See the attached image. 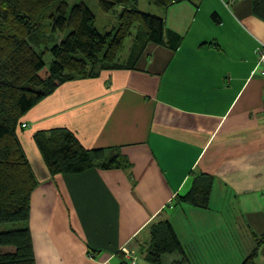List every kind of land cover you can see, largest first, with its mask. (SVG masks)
Here are the masks:
<instances>
[{
	"label": "crops",
	"instance_id": "0c3cea01",
	"mask_svg": "<svg viewBox=\"0 0 264 264\" xmlns=\"http://www.w3.org/2000/svg\"><path fill=\"white\" fill-rule=\"evenodd\" d=\"M164 12L156 16L181 37L175 49L136 44L140 31L131 32L115 68L64 82L22 117L39 175L28 220L35 264H130L123 248L150 264L159 219L171 222L184 264H241L254 234L264 238V14L253 0H172ZM51 128L126 164L50 175L33 135ZM200 175L213 179L208 208L175 204ZM228 205L244 215V225H229L248 243L237 252L228 225L213 234V211L222 217ZM179 259L165 254L162 263ZM256 261L264 263V243Z\"/></svg>",
	"mask_w": 264,
	"mask_h": 264
},
{
	"label": "trees",
	"instance_id": "16d2710c",
	"mask_svg": "<svg viewBox=\"0 0 264 264\" xmlns=\"http://www.w3.org/2000/svg\"><path fill=\"white\" fill-rule=\"evenodd\" d=\"M150 1L164 8L172 2ZM98 2L105 12L121 8L113 34L99 31L96 16L85 2L0 0V224H20L0 231V264H35L28 220L31 195L39 181L19 137L22 125L26 126L22 117L64 82L115 68L117 54L136 23L142 28L136 44L141 39L175 49L181 40L165 29L163 18L139 10L138 0ZM253 10L264 14V0H253ZM33 138L50 175L126 164L114 151L107 155L105 149L84 148L66 128L38 131ZM212 181L206 175L196 177L190 190L174 203L208 208ZM150 225L144 259L163 264L165 254L178 253L181 259L172 264H184L187 258L171 222L159 219ZM254 238L255 245L241 264H258L264 238L255 234Z\"/></svg>",
	"mask_w": 264,
	"mask_h": 264
},
{
	"label": "rangeland",
	"instance_id": "374dc122",
	"mask_svg": "<svg viewBox=\"0 0 264 264\" xmlns=\"http://www.w3.org/2000/svg\"><path fill=\"white\" fill-rule=\"evenodd\" d=\"M66 1L68 2V5H72V4L76 3V2L77 3L78 2H85L92 9L93 13L96 16V27L99 29V31L101 33H103V34H106V33H112L113 34L115 32L116 27L118 25L117 13L119 12V10H117V8L119 6L115 7L116 10L114 9V10L105 12V11H103L100 8L98 0H66ZM137 7L139 8V10H141L143 12H147V13L153 14V15L164 14L165 13L163 7L156 6L150 0H138ZM132 29H133L132 32H135L136 30H140L142 28H141L139 23H136ZM133 36H136V34L133 33ZM131 38L132 37H127L125 39L124 45H123V49L120 51L118 59H120V58L122 59L124 57L123 54L127 52V49L129 48V46L131 44V41H132ZM22 127H25V124H23ZM51 129H54V128H51ZM51 129H49V130H51ZM19 137H20V140L22 142V147H23V149H24V151L26 153V156L28 158V157H30V151L31 150H30V148H27V143H28L27 139L25 138V140H24V141L27 142L26 145H25V142L23 141V136H22L20 131H19ZM28 160H29V158H28ZM35 176L37 177V179L39 178L38 177L39 175H37L36 172H35ZM218 201L219 200H216V198H213V203L218 205ZM220 201L222 202V200H220ZM223 213H224V215H222L223 218L221 217V215L217 214V211H213V213H212L214 218L218 217V220L215 223L214 222L212 223V225H213V234L216 232V228L214 227V225H219V226L228 225V227H229V225H244V215L242 213H240L239 210H236L234 205H230V206L228 205L225 208V211ZM19 227H20V224H12V223L0 224V231L10 230V229L19 228ZM198 235H199L200 238H203L202 234H198ZM230 236H231V227H229V242L233 238V240L235 242V247H234V245H231L229 247L230 251H231L232 248H235L236 252H237L238 248L242 249L243 245L244 246L248 245V243L246 241H244L243 232L240 229H239V231H237L236 227H234L233 228V236L232 237H230ZM187 237H190V236H188L186 234V240H189V238H187ZM221 241L225 242V239L222 238V236L220 234H218L217 237H216L215 243L219 245ZM123 249H124V251L122 253L127 256V259L129 260L130 264H140V262L144 261L143 259L140 260L138 258L139 256H138L137 251H135V252L134 251H130V250L126 249V248H123ZM187 250L191 251V252H194L197 256H199L194 251V243L193 242H188ZM184 252H185V250H184ZM33 253H34V251H33ZM175 254H178V253H175ZM228 255H230V252H228ZM167 257L168 256L164 257V262L165 263H167ZM187 257H188V255H187Z\"/></svg>",
	"mask_w": 264,
	"mask_h": 264
},
{
	"label": "built area",
	"instance_id": "2783aa9c",
	"mask_svg": "<svg viewBox=\"0 0 264 264\" xmlns=\"http://www.w3.org/2000/svg\"><path fill=\"white\" fill-rule=\"evenodd\" d=\"M260 61H264V49L260 50Z\"/></svg>",
	"mask_w": 264,
	"mask_h": 264
},
{
	"label": "bare ground",
	"instance_id": "6f19581e",
	"mask_svg": "<svg viewBox=\"0 0 264 264\" xmlns=\"http://www.w3.org/2000/svg\"><path fill=\"white\" fill-rule=\"evenodd\" d=\"M262 50V49H261ZM260 61V60H259ZM261 63L264 62V61H260Z\"/></svg>",
	"mask_w": 264,
	"mask_h": 264
}]
</instances>
